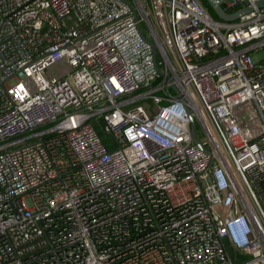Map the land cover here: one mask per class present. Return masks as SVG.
<instances>
[{
	"label": "built area",
	"instance_id": "built-area-1",
	"mask_svg": "<svg viewBox=\"0 0 264 264\" xmlns=\"http://www.w3.org/2000/svg\"><path fill=\"white\" fill-rule=\"evenodd\" d=\"M256 1L0 0V264H264Z\"/></svg>",
	"mask_w": 264,
	"mask_h": 264
},
{
	"label": "water",
	"instance_id": "water-1",
	"mask_svg": "<svg viewBox=\"0 0 264 264\" xmlns=\"http://www.w3.org/2000/svg\"><path fill=\"white\" fill-rule=\"evenodd\" d=\"M224 0L217 1V0H206L208 5L210 6L211 10L213 13L221 20L225 21H234L238 19L241 15L249 12L250 10L253 9L252 5H244L241 0H235L236 2L240 3L241 9L233 12V13H227L223 8H222V3ZM256 7H264V0H257L254 4ZM191 123V128L193 129L194 122L192 118L190 119Z\"/></svg>",
	"mask_w": 264,
	"mask_h": 264
},
{
	"label": "trees",
	"instance_id": "trees-1",
	"mask_svg": "<svg viewBox=\"0 0 264 264\" xmlns=\"http://www.w3.org/2000/svg\"><path fill=\"white\" fill-rule=\"evenodd\" d=\"M202 2V4L207 8V10L215 17L218 18L213 11L211 10L210 6L208 5V3L206 2V0H200Z\"/></svg>",
	"mask_w": 264,
	"mask_h": 264
}]
</instances>
